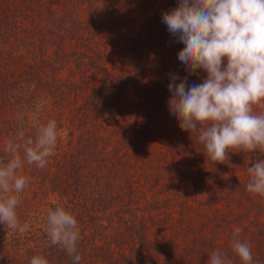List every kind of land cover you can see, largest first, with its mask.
<instances>
[{
  "label": "rangeland",
  "instance_id": "1",
  "mask_svg": "<svg viewBox=\"0 0 264 264\" xmlns=\"http://www.w3.org/2000/svg\"><path fill=\"white\" fill-rule=\"evenodd\" d=\"M49 2L55 13H47L48 17L43 21L33 14L26 16L25 28L31 32L18 36L4 28L1 18L5 17V12L1 10L8 9L10 4L22 5L24 1L0 0V151L4 149L5 139L14 137L22 122L26 132L31 134L34 132L32 121L38 119L46 123L53 119L62 103H66L63 114H69L73 106L78 114L88 90L94 88V85L89 88L87 83H96L95 75L100 72L92 67L97 63L98 55L114 57L115 52L116 56V49L127 40L124 33L121 34L123 29L154 24L166 8L178 4V0H108L101 8H95L91 0ZM64 14L70 15L72 23L76 22V26L68 31L59 30L56 21V17ZM62 32L67 34L66 37ZM46 34L47 42L43 46L31 41L30 36L39 38ZM59 48L66 55L59 54ZM82 63L88 66L85 78L80 75L85 70ZM106 64L112 68L111 59ZM202 72L200 75L206 77ZM14 74L22 77L15 78ZM32 74H44L45 80L35 83L38 86L28 93L33 86ZM64 78H76L77 84L84 85L61 92L54 82ZM14 82L22 88L24 99L30 101L29 111L25 106L19 110L21 103L4 101L14 88ZM154 84L151 81V85ZM153 91L146 89L136 95V99L132 98L136 103L131 109L125 107L127 116H111V121H106L107 143L112 148L108 156L116 160V164L111 166L110 172L107 170L108 178L101 176L104 180L116 176L128 189L137 191L133 195L130 220L147 217L154 221L151 226L146 224L150 232L147 237L156 244L149 250L148 261L151 264H207L208 254L219 248L227 253L233 264H241L230 244L235 227L242 229L240 238L250 243L253 257L255 254L264 256V197L249 193L245 187L247 167L258 158L264 159V154L259 150L245 153L231 149L223 163L212 162L196 134L182 130L170 115L169 90V96L165 97L163 90H159L152 98ZM158 93L160 97H156ZM148 108L152 115L149 112L147 116ZM254 111H264V108L254 106ZM96 132L100 136V131ZM66 150L70 152V148ZM73 153L64 154L63 160ZM27 167L31 168L24 170ZM55 170L51 164L44 169L24 165L22 174L30 182L20 194L17 215L21 224L27 223L30 227L23 234L8 231V244L3 246L13 256L8 264L15 262L14 249H19L18 245L28 246V240L33 245L32 240L41 235L38 228L44 220V212L58 200L56 182L66 176L63 168ZM97 176L96 172L93 180ZM145 205H150L149 209ZM120 239L123 246L132 241V237L126 239L123 235ZM46 240H42L41 246L48 244L49 240Z\"/></svg>",
  "mask_w": 264,
  "mask_h": 264
},
{
  "label": "clouds",
  "instance_id": "2",
  "mask_svg": "<svg viewBox=\"0 0 264 264\" xmlns=\"http://www.w3.org/2000/svg\"><path fill=\"white\" fill-rule=\"evenodd\" d=\"M161 20L183 45L177 57L188 75L206 73L199 84L169 73V112L179 127L196 134L212 162L223 163L231 149L264 154V111H254V106L264 108V0H178ZM31 127L34 132L28 134L22 122L15 136L5 139L0 157V224L20 234L30 227L17 215L20 194L30 182L22 169L25 164L46 168L62 136L55 119H34ZM247 174L246 191L264 197V159L248 166ZM43 231L72 264H80L81 229L72 211L60 203L49 208ZM241 231H232V252L241 264H259ZM208 256L207 264H233L219 248ZM28 264L49 260L37 253Z\"/></svg>",
  "mask_w": 264,
  "mask_h": 264
},
{
  "label": "trees",
  "instance_id": "3",
  "mask_svg": "<svg viewBox=\"0 0 264 264\" xmlns=\"http://www.w3.org/2000/svg\"><path fill=\"white\" fill-rule=\"evenodd\" d=\"M18 1H24V4H10L8 9L6 7L5 10H1L5 12V17L1 18L2 24L10 34L21 36L22 33H30L31 30L25 28L26 16L30 14L35 15L37 20L43 21L48 17L47 13H55L49 0ZM91 1L96 5L95 8H101L102 4L108 0ZM169 9L166 8L165 11ZM69 17L70 15L67 14L56 17L59 30L68 31L69 28L76 26V22L72 23ZM42 31L44 32V30ZM122 33L127 40L120 48L116 49L117 55L115 56V52H113L114 57L105 58L103 54L102 57L98 55L97 63L92 66L94 71L98 68L100 72L95 75L96 83H87L89 88L90 85H94L92 86L94 88L88 90L85 103L81 105L78 114H76V106L71 108L69 114H63L66 103H62L59 112L53 117L58 123L62 136L58 140L55 155L50 159L48 165L51 164L56 168L54 172L63 168L62 172L65 171L64 175L66 176L60 177V180L56 182L58 186L56 198L58 197V200L55 203L52 202L44 212V220L38 228L41 235L32 240L33 245L28 240V246L18 245L19 249H14L16 256L13 264H28L30 258L37 253L44 255L49 260V264H72V258L59 247L51 245L50 242L41 246L43 239L48 240L43 231L47 211L49 208H54L57 203L63 204L72 211L78 220L81 229V238L78 243V251L82 256L80 264H151L147 256L150 248L156 244L153 239L147 237L150 234L147 225L151 226L154 221L147 217L130 220L133 217V214L129 213L133 207V195L137 191L132 188L128 189L122 183L123 181H118L116 176L111 180H104L101 177L108 178L107 170L110 172L111 166L116 164V160L108 156V152L112 148H109L110 145L107 143L109 129L106 121H111V116L119 118L123 115L127 116L125 107L131 109V105L136 103L132 98L136 99V95L146 89H154L151 93L153 94L152 98L159 90H163L165 97L169 96L167 91L169 73H178L181 77L187 75L189 83L199 84L203 78L200 73L203 72L198 70L200 76L188 75L181 66L177 53L183 45L175 42V38L168 32L161 17L154 24L131 26L123 29ZM66 35L62 32L63 37ZM30 38L33 43H40L42 46L47 42V34L39 36V38L31 36ZM60 48L59 54L62 52V56L66 55L63 49L60 52ZM43 56L44 50L42 58ZM91 59L92 56L89 60ZM109 59H111L112 68L106 64ZM90 64H92L91 61ZM81 66L86 71L83 69L80 75L85 78L88 75L87 63H82ZM14 77L22 76L14 74ZM30 79V81H34H32L33 86H30L28 93L38 86L35 83L44 81L45 77L44 74L39 76L32 74ZM151 81L155 82L157 90L154 85H151ZM54 84L61 92H66L69 89L75 90L76 87L84 85V83L77 84L76 78L60 79ZM13 85L14 88L10 90V94L4 98V101L16 102L18 105L21 103L22 107L18 106L19 110L24 109L25 106L27 107L26 111H29L30 101L24 99L22 88L17 83L14 82ZM11 95H14V98ZM159 95L158 93L156 97H160ZM152 104L153 102H151ZM149 112L152 115L151 108H148L147 116ZM95 116H97L96 119ZM76 125L79 126L76 127ZM86 127L87 129L84 130ZM65 130H68L67 134L64 133ZM97 130L100 131V136L97 134ZM118 140L121 139L118 138ZM67 147L70 148V152L66 150ZM71 152L74 153L70 158L63 160V155ZM3 156L4 152L0 151V157ZM124 163L127 161L125 160ZM29 168L31 167L24 170ZM93 170L98 175L95 180L93 177L96 172ZM51 193L53 194L54 191L51 190ZM145 206L149 209L150 205ZM138 208L141 209V207ZM131 228H135L134 231H131ZM8 231L6 225L0 224V264H8L13 260L10 250L3 247L8 244ZM122 235L126 239L132 237L129 245H122L120 239ZM255 256L256 254L253 257L254 261L264 264V256ZM173 263L175 262H170V264Z\"/></svg>",
  "mask_w": 264,
  "mask_h": 264
}]
</instances>
